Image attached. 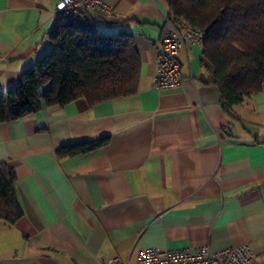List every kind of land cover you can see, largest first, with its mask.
I'll return each instance as SVG.
<instances>
[{"label":"crops","instance_id":"1","mask_svg":"<svg viewBox=\"0 0 264 264\" xmlns=\"http://www.w3.org/2000/svg\"><path fill=\"white\" fill-rule=\"evenodd\" d=\"M60 0H0V89L52 47ZM101 31L129 32L137 89L92 104L42 105L0 123V161L15 173L22 214L0 218V264H134L145 247L247 244L264 264V83L225 108L201 43L176 53L178 84H155L166 0H102ZM97 148L59 156L73 141Z\"/></svg>","mask_w":264,"mask_h":264},{"label":"trees","instance_id":"2","mask_svg":"<svg viewBox=\"0 0 264 264\" xmlns=\"http://www.w3.org/2000/svg\"><path fill=\"white\" fill-rule=\"evenodd\" d=\"M170 12L202 32V54L212 65L225 108L238 104L264 83V0H166ZM51 49L0 89V123L16 120L42 105L83 98L92 104L137 89L141 57L127 31L98 30L86 9L56 13L48 33ZM108 136L73 141L57 148L59 156L104 145ZM15 173L0 161V218L13 223L22 214Z\"/></svg>","mask_w":264,"mask_h":264},{"label":"built area","instance_id":"3","mask_svg":"<svg viewBox=\"0 0 264 264\" xmlns=\"http://www.w3.org/2000/svg\"><path fill=\"white\" fill-rule=\"evenodd\" d=\"M81 8L110 12L111 6L102 0H60L57 12L64 9ZM202 32L185 19L168 12L160 33V49L156 52L155 84L167 87L178 84L181 79L180 65L176 53L181 47L201 43ZM253 252L247 244L227 246L211 250L208 246L159 248L145 247L136 252L134 264H249ZM103 264H129L119 257H111Z\"/></svg>","mask_w":264,"mask_h":264}]
</instances>
